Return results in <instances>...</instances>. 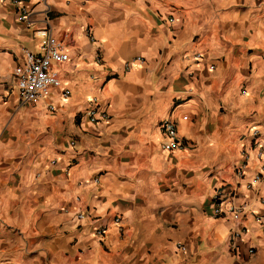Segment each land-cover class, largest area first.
Segmentation results:
<instances>
[{
	"label": "crops",
	"instance_id": "0c3cea01",
	"mask_svg": "<svg viewBox=\"0 0 264 264\" xmlns=\"http://www.w3.org/2000/svg\"><path fill=\"white\" fill-rule=\"evenodd\" d=\"M16 1L0 0V264H264V178L235 188V247L211 206L248 129L264 140V0ZM44 27L70 56L53 111L20 105L15 86ZM92 99L108 121L89 122ZM164 119L181 148L162 149Z\"/></svg>",
	"mask_w": 264,
	"mask_h": 264
},
{
	"label": "built area",
	"instance_id": "2783aa9c",
	"mask_svg": "<svg viewBox=\"0 0 264 264\" xmlns=\"http://www.w3.org/2000/svg\"><path fill=\"white\" fill-rule=\"evenodd\" d=\"M18 3V1L15 0ZM21 18H27L28 12L24 6L21 7ZM34 35L39 38V51L31 52L23 50L22 63L14 68V76L16 79L17 99L20 105L37 106L41 102H45L48 110L55 109V101L63 100L69 96V91L62 86L60 76L61 66L70 59L69 51L66 45L55 36H53L47 27L35 30ZM199 54L196 55L198 59ZM99 55L95 57V62L100 63ZM134 61H141L136 58ZM129 67V63L126 64ZM3 98L0 96V102ZM90 108L87 111L89 122L100 124L108 121L109 115L95 99L90 100ZM163 131L165 142L162 149L172 151L181 148L182 144L178 138L175 124L164 119L160 123ZM254 143L247 149L242 151V162L236 168L237 182L233 188L221 186L215 189L211 197L212 217L219 218L228 216L231 218L232 227L229 232V244L235 247L238 238L245 233L244 217L248 212L245 205L237 204L234 197L237 195L235 188L244 186L251 189L254 184L264 178V140L261 138L259 129L255 126L248 129ZM74 145V142L71 143ZM255 160L257 171L249 175L248 163ZM54 163V162H53ZM250 176L248 179L247 177ZM245 179L247 181L245 182ZM263 202V200H260ZM83 212L77 214L78 219L84 218ZM254 220L260 224L264 234V216L260 214L254 215ZM113 224L119 232L122 231L121 218L115 216ZM107 226L100 225L96 228L95 234L103 238L106 234ZM178 250L185 252L186 247L183 244H177ZM250 255L254 254L255 248L251 245L248 249Z\"/></svg>",
	"mask_w": 264,
	"mask_h": 264
}]
</instances>
